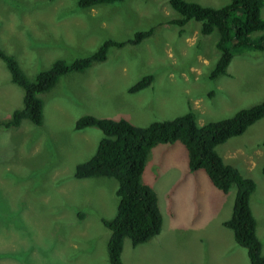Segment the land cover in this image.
<instances>
[{"label": "rangeland", "instance_id": "1", "mask_svg": "<svg viewBox=\"0 0 264 264\" xmlns=\"http://www.w3.org/2000/svg\"><path fill=\"white\" fill-rule=\"evenodd\" d=\"M190 1L212 7L228 2ZM177 17L167 0H123L90 8L78 7L76 0H0V48L15 58L29 78L56 59L72 62L90 55L104 40L121 41L138 29H154L138 44L112 46L105 60L61 75L50 90L40 93L39 125L23 119L15 127L0 126V264H109L106 243L110 230L101 218L110 219L116 213L117 181L106 176L74 177L76 164L95 152L103 136L97 127L74 129L79 116L124 118L144 126L194 111L200 98L196 120L202 124L231 117L264 100V50L241 48L226 75L210 78L219 55L218 32L200 34V23L190 20L180 35L179 26L166 23ZM257 36L251 33L252 39ZM148 74L153 75L148 88L126 92ZM22 97V89L10 81L0 59V120L22 107ZM263 131L264 117L229 145L244 151L263 148ZM175 144L181 142L157 144L167 146L159 154L154 151L157 145L152 147L150 155L155 152L157 156L152 162L148 158L143 182L155 187L165 173L181 175L168 159ZM255 160L257 166L249 172L241 158L230 161L253 177L258 187L253 205L264 255V199L259 197L264 196V174L260 172L264 160ZM165 178L169 183L175 181ZM234 188L219 191L229 198ZM167 218L163 216L165 228L147 242L133 246L124 238V264H250L245 248L231 237L220 236L217 209L213 218L208 211L205 215V224L216 229L210 235L201 226L168 230ZM221 230L231 232L227 227Z\"/></svg>", "mask_w": 264, "mask_h": 264}, {"label": "trees", "instance_id": "2", "mask_svg": "<svg viewBox=\"0 0 264 264\" xmlns=\"http://www.w3.org/2000/svg\"><path fill=\"white\" fill-rule=\"evenodd\" d=\"M118 1L123 0H76V4L81 8H90ZM167 2L179 15L167 20V24L183 26L195 20L200 23V34L218 32L216 47L219 55L210 71V78L225 75L233 55L241 48L264 50L263 0H228L219 7L190 0ZM153 30V27L137 30L132 37L121 41L104 40L93 53L72 62L56 59L32 78L24 73L13 56L0 48V59L9 72L10 81L23 92L22 107L14 109L7 120H0V126L15 127L23 119L39 125L43 110L40 93L50 90L61 75L81 71L93 62L103 61L110 47L137 44ZM253 32L258 33L256 39L251 38ZM178 33L181 35L183 28ZM151 82L152 75H145L130 85L128 91L137 92ZM262 117L264 100L237 110L231 117L210 120L201 125L197 124L192 110L144 126L134 125L124 118L112 119L91 114L79 116L74 122V129L97 127L103 136L95 152L76 164L74 177L106 176L117 181L116 213L110 219L101 218L103 225L110 230L106 243L109 264H124L121 259L124 238H128L131 245L135 246L149 241L161 230L162 214L156 192L141 180V175L152 147L176 140L181 141L187 150L190 171L203 169L211 183L222 192L235 187L232 212L223 225L232 231L236 244L245 248L250 264H264L261 241L256 234V220L249 204L256 184L251 177L241 174L238 168L224 162L216 149L229 138L243 134ZM262 146L264 148V136ZM261 173L264 174V163Z\"/></svg>", "mask_w": 264, "mask_h": 264}, {"label": "crops", "instance_id": "3", "mask_svg": "<svg viewBox=\"0 0 264 264\" xmlns=\"http://www.w3.org/2000/svg\"><path fill=\"white\" fill-rule=\"evenodd\" d=\"M165 12H168L167 8H165ZM150 27H153V26H150ZM138 30H144V29H138ZM114 40H117V39H114ZM197 71L199 70L197 69ZM227 73H228V70H226V74ZM127 88H126V92L128 94H133L132 92L127 91ZM198 100H199V106L196 104H194L193 106V109L196 112H197V109L201 107L202 99L198 98ZM198 119H199V115H198ZM200 122H203V121H200ZM244 133L239 136L244 135ZM239 136H235V137H239ZM263 136H264V131H263ZM233 138L234 137H231L224 143H221L219 146H217L216 147L217 152L222 157L224 162L229 163L235 166L236 168L238 167L234 165L230 160H233L234 158H241L242 164L244 165L246 172L253 171L255 167L257 166L255 163L256 162L255 159L260 157L261 161L264 160L263 148L256 146L253 151H244L241 148H237L235 145H232V146L229 145L230 141ZM163 144H166V143H163ZM181 144H175L176 146H174L168 153V159L173 160V163L172 162L170 163L171 165L175 166L177 170L181 173V175L179 176L181 177V179H179V177L175 174H173L172 177H170V173H165L164 176L157 181L155 187H152L149 185L155 190L156 195H157L159 209L162 214L161 230L165 228V226H163V216H166L168 217L167 218L168 230H173V228L177 226H180L181 228H184V229H187V228L197 229L196 226H201L200 229L202 230V232L210 235L212 233V230H216V229H212L209 223L205 224V215L208 211L210 213V218H213V213L217 209V220L220 221L219 223H217V227H218L217 231L221 233L220 236L222 235L227 236L228 239L231 237V241H233L234 238H233L232 231L229 232L228 234V232L221 230V228L225 227L223 225V221L229 218V215L231 213V208L233 205V199H234L233 196L235 193L233 194V196H230L228 198L226 194H222V192H220L219 189L211 183L209 177L207 176V174L205 173L203 169L190 171L188 167L187 150L182 142ZM172 145L174 144H171V146ZM152 149L149 151V154L147 157V160L149 158L151 162L155 161L154 158H156L157 156V155L156 156L154 155L155 152H153V154L150 155V152L152 151ZM166 149H167L166 145H157L154 147V151H158L157 154L166 151ZM147 160H146V163H148ZM146 163H145V167H146ZM263 163L264 161L260 163V172H261V166L263 165ZM239 171L244 176L251 177L250 175L244 174L240 169ZM165 176L168 178H173V180H175L174 183H169V181L165 178ZM251 178L255 181L253 177ZM174 184L175 186L172 188ZM257 189L258 187L256 185L253 193L250 196V200H249L250 208H251V211L254 217H256V213L254 211L253 196L256 195ZM159 194H160V197H159ZM259 197L264 199L263 195ZM225 201L227 202V205L225 204ZM256 233H257V223H256ZM121 257H122V253H121Z\"/></svg>", "mask_w": 264, "mask_h": 264}, {"label": "clouds", "instance_id": "4", "mask_svg": "<svg viewBox=\"0 0 264 264\" xmlns=\"http://www.w3.org/2000/svg\"><path fill=\"white\" fill-rule=\"evenodd\" d=\"M170 7H171V6H170ZM169 20H170V19H169ZM184 25H185V24H184ZM184 25H183V26H184ZM183 26H179V30H180L181 28H183ZM179 30H178V31H179ZM198 30H199V29H198ZM199 33H200V32H199ZM113 40H114V39H113ZM129 44H130V43H129ZM137 44H138V43H137ZM222 76H223V75H222ZM152 80H153V78H152ZM150 84H151V83H150ZM150 84H149V85H150ZM149 85H148V86H149ZM145 88H146V87H145ZM143 89H144V88H143ZM141 90H142V89H141ZM139 91H140V90H139ZM210 94H211V93H210ZM188 111H189V110H188ZM192 111H193V110H192ZM193 112L195 113L196 118H198V113H197L195 110H194ZM196 122H197V120H196ZM197 124H199V123L197 122ZM202 124H204V123H202ZM199 125H201V124H199ZM176 141H177V140H176ZM263 150H264V148H263Z\"/></svg>", "mask_w": 264, "mask_h": 264}]
</instances>
